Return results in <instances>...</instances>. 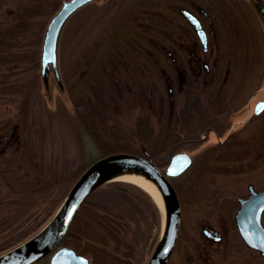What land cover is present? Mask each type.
<instances>
[{
    "label": "rangeland",
    "instance_id": "374dc122",
    "mask_svg": "<svg viewBox=\"0 0 264 264\" xmlns=\"http://www.w3.org/2000/svg\"><path fill=\"white\" fill-rule=\"evenodd\" d=\"M245 1L89 4L68 20L59 38L63 89L51 76L47 92L40 74L41 47L47 18L62 0H0L1 28L14 25L22 9L42 3L34 26L14 40L15 60L0 65V87L8 90L0 93V168L16 179L15 191L25 190V183L31 190L22 199L0 179V249L41 228L75 179L103 155L147 151L164 168L173 154L186 152L192 164L173 180L179 191L185 193L197 171L209 169L210 174L204 193L181 207L189 241L175 247L171 264H264V257L243 243L234 222L248 185L264 188V112L252 113L256 101L264 99V23ZM180 9L201 19L210 39L207 52ZM163 49L179 56L187 71L191 53L208 70L202 69L196 80L186 76L190 83L181 90L182 77L169 60L163 62ZM22 88L30 90L15 93ZM228 137L204 168V151ZM43 189V195L36 193ZM90 198L112 216L120 215L124 227L119 235H106L94 224L86 227L91 239L81 238L80 245L89 253H76L93 264H143L160 231L159 211L135 190H100ZM206 228L221 239L209 240ZM35 264H49V257Z\"/></svg>",
    "mask_w": 264,
    "mask_h": 264
},
{
    "label": "water",
    "instance_id": "95a60500",
    "mask_svg": "<svg viewBox=\"0 0 264 264\" xmlns=\"http://www.w3.org/2000/svg\"><path fill=\"white\" fill-rule=\"evenodd\" d=\"M100 0H62L58 10L49 18L43 36L40 74L45 91H49L50 77L59 90L63 89L58 65V42L68 20L87 5ZM264 23V0H247ZM193 27L203 46L207 37L197 17L191 15ZM253 114L264 112V99H258ZM192 164L186 152L171 156L161 168L147 151L144 155L115 152L90 164L75 180L51 218L32 236L0 252V264H35L49 257V264H90L89 259L64 245L71 225L87 197L106 184L126 182L145 191L154 201L161 217L156 242L144 264H168L175 250L182 222L180 200L173 179L180 177ZM119 174H132L149 181L161 198L159 205L152 194L138 183L115 179ZM239 208L234 222L239 237L250 249L264 257V188L256 190L248 185V195L238 199Z\"/></svg>",
    "mask_w": 264,
    "mask_h": 264
},
{
    "label": "trees",
    "instance_id": "16d2710c",
    "mask_svg": "<svg viewBox=\"0 0 264 264\" xmlns=\"http://www.w3.org/2000/svg\"><path fill=\"white\" fill-rule=\"evenodd\" d=\"M101 1H103V0H100L98 2H101ZM41 4H42L41 2H39L37 5L31 4V6H33V7H28L26 9H24V10L22 9L21 12L19 11L17 13V15L15 14L14 18H13V20L15 21V24L12 25L11 27H7V28H1L0 27V65L9 63V62L15 60L14 58H16V55H14L12 53V49H13V47L15 45L14 40L19 35L25 34L32 26H34V24H35L34 20L36 18L40 17V15L42 13V12L38 11L39 8L41 7ZM91 4H93V3H91ZM51 16H49L47 18V20ZM4 88H5V91L8 93V90H6V87H0V93H3ZM27 89H29V88H26V90H25V88L17 89L15 93L19 92L22 95H26L25 92L27 91ZM25 98H26V100L24 99L25 102H24L23 107L25 106V109H27L28 108V99H27L28 97L25 96ZM222 147H224V145H222V146L219 145L217 147L210 148L203 154L205 156H204L203 159L201 158V161L203 162L204 168L206 167V165L209 164V161H211V158H212L213 154L218 149H220ZM115 152H126V150H119V151H115ZM110 153H113V152H110ZM107 154H109V153H107ZM93 162H91V164ZM195 170H196V166H195ZM205 171H206L205 174H204V172L197 171V174L195 173V175L192 176V178L190 179L191 181H187V183L185 185V187H186L185 193H182V191H179L176 188L177 186L175 185V188L177 190V193H178V196H179V199H180L182 210H183L184 205L186 203H189L190 201L192 202L193 200L195 201L198 198L197 196L202 195L204 193L205 188H206L205 181H206V178L208 179V176L210 174V170L209 169H207ZM0 179L3 180L7 185L10 186V188H11L10 191H9L8 187H7V190L11 194H13L14 196H16L15 194H18V196L20 198H22V199L29 198V195L31 194L30 184H26L25 183V190L22 189V190H19V191L18 190L15 191L14 187L16 185L14 183H15L16 179L6 176L4 173H2V169L1 168H0ZM118 189L125 190L126 192L127 191L132 192V190H135V191H138V192L142 193L149 200V202L151 203L152 207L153 208L155 207L156 210H158L156 205H155V203H154V201L152 200V198L145 191H143L139 187H137V186H135L133 184H130V183H126V182L109 183V184L104 185L103 187H101L97 191H100V190H112V191H115V190H118ZM13 190H14V192H13ZM46 190L47 189H43L42 192H36V193H42L41 195H43ZM97 191H95V192H97ZM95 192H93V193H95ZM90 196L84 201L83 205L81 206L78 214L76 215V217H75V219H74V221H73V223L71 225V228H70V230L68 232V235H67V237L65 239V242H64L65 245L67 244L69 247H72L73 249H76V251L77 250L80 251L82 254L89 253L87 249L81 248V245H80L81 244V238L86 239V240L91 239V238H89L88 230H86V227L92 226V224H94V226H98V227L102 228V230L106 233V235H119V233L121 231V228L124 227V224L121 222V216L120 215L115 214V216H112L110 214V211L107 209V207L104 204H101V203H98V202L92 200L90 198ZM54 210L52 212H54ZM51 213L49 215H51ZM157 214H158V211H157ZM158 216H159V214H158ZM182 217H183V213H182ZM44 223H42L40 225V227ZM159 230H160V227H159ZM158 235L154 239V244L156 242V239H157ZM184 235L185 234H184V231H183V225L181 224L180 233H179V239H178V243H180V244L178 245V243H177L176 248H177V246H178V248H180V245H181L182 241H189L187 239V237H185ZM27 236H28V234L26 236H24V237L21 236L20 238H18L16 241H14L12 243L7 244L6 247L0 249V252L3 251L4 249H7V248L11 247L12 245H15V244L19 243L23 239H26ZM85 244H87V243H85ZM91 246L92 245H88L87 247L91 248ZM153 246L154 245H152L151 250H152ZM93 247L97 251H102L103 252V250H104V249L103 250L102 249L99 250L95 246H93ZM148 255H146L145 258H147ZM171 263H172V261L170 260L168 262V264H171ZM90 264H93V262H91Z\"/></svg>",
    "mask_w": 264,
    "mask_h": 264
},
{
    "label": "flooded vegetation",
    "instance_id": "af4514ba",
    "mask_svg": "<svg viewBox=\"0 0 264 264\" xmlns=\"http://www.w3.org/2000/svg\"><path fill=\"white\" fill-rule=\"evenodd\" d=\"M245 2H248V1L246 0ZM180 13L193 26L192 19H191V15H193L195 17H197V16L195 14H193L192 12L188 11L187 9H180ZM200 13L203 14V15H207L203 9H200ZM197 18L200 21V23L202 25V28L205 31V34H206V37H207L206 46H203V44L201 43V40H200L198 34L196 33L194 27H193V29H194L197 37H198V40H199L200 45L202 47V50L204 52H207L209 50V40L210 39H209V36L207 35V32H206V30H205V28L203 26V23H202L201 19L199 17H197ZM163 52H164V56L161 57V59H164L163 62L165 63V59L169 60L168 63H170V64L172 63L174 65V69L176 70V72L178 73V75L182 77L181 78V84H180V89L181 90H184V87H188L187 85H188V83H190L188 81V79H187L188 77H186V76L189 75L190 76V79L196 80L201 75L202 69L208 70L207 63H205V62L202 63L201 58L198 55H194V53H191L188 56V61L187 62H188V65H189L188 66L189 71H187V69H186L185 66L182 67V65H180L181 63H178L179 62V56H175V53L173 51H170L168 49H163ZM150 57H153V56H150ZM156 63H159V62H156ZM163 68H164V66H163ZM163 68H162V70H163ZM167 81L171 85L172 81H171L170 76L167 77ZM168 91L171 92V88L170 87L168 88ZM206 137L207 136H203V138H206ZM217 141L218 142L216 144L211 145L208 149L213 148V147H217L219 145L222 146V145L226 144L229 141V137L226 140H220V139H218ZM208 149H206L204 152H206ZM206 229L203 230V234L209 240H211V241H218V240L221 239L220 234L217 231H215L213 229H208V228H206Z\"/></svg>",
    "mask_w": 264,
    "mask_h": 264
},
{
    "label": "bare ground",
    "instance_id": "6f19581e",
    "mask_svg": "<svg viewBox=\"0 0 264 264\" xmlns=\"http://www.w3.org/2000/svg\"><path fill=\"white\" fill-rule=\"evenodd\" d=\"M190 168V167H189ZM188 168V169H189ZM187 169V170H188ZM186 170V171H187ZM185 171V172H186ZM184 172V173H185ZM183 173V174H184ZM178 178V177H177ZM177 178H174V179H177ZM115 179H123V180H128V181H133V182H135V183H138L141 187H143V188H145L150 194H152L153 195V197L155 198V200H156V202L159 204V205H161V198L159 197V195L157 194V192H156V190L153 188V185L149 182V181H147V180H145V179H143V178H141V177H139V176H135V175H132V174H119V175H117V176H115ZM177 191V190H176ZM92 194V193H91ZM90 194V195H91ZM89 195V196H90ZM88 196V197H89ZM87 197V198H88ZM180 200V199H179Z\"/></svg>",
    "mask_w": 264,
    "mask_h": 264
}]
</instances>
